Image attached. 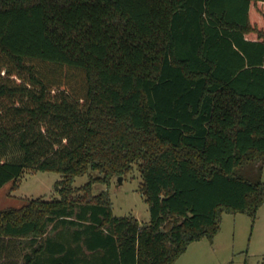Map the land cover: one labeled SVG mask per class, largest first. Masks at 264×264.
Here are the masks:
<instances>
[{
    "label": "trees",
    "instance_id": "16d2710c",
    "mask_svg": "<svg viewBox=\"0 0 264 264\" xmlns=\"http://www.w3.org/2000/svg\"><path fill=\"white\" fill-rule=\"evenodd\" d=\"M135 165L146 225L93 194ZM250 165L264 0H0V190L62 175L59 198L0 211V264H176L225 214L256 220L264 182L236 173Z\"/></svg>",
    "mask_w": 264,
    "mask_h": 264
},
{
    "label": "rangeland",
    "instance_id": "374dc122",
    "mask_svg": "<svg viewBox=\"0 0 264 264\" xmlns=\"http://www.w3.org/2000/svg\"><path fill=\"white\" fill-rule=\"evenodd\" d=\"M236 173L264 182V165L260 171L250 165L237 169ZM90 175L95 178L101 176L98 172ZM90 175L76 178L74 187L86 185ZM119 178H122L121 184ZM61 180L62 175L58 173L26 171L18 182L9 183L0 191V211L20 208L30 199L59 198L55 187ZM142 183L140 170L135 165L126 175L112 178L109 184L96 183L93 194L108 192L116 216L132 215L146 225L151 215L141 193ZM176 264H264V206L256 220L245 214H225L221 231L214 242L204 240L193 243Z\"/></svg>",
    "mask_w": 264,
    "mask_h": 264
},
{
    "label": "water",
    "instance_id": "95a60500",
    "mask_svg": "<svg viewBox=\"0 0 264 264\" xmlns=\"http://www.w3.org/2000/svg\"><path fill=\"white\" fill-rule=\"evenodd\" d=\"M119 183H120V184L122 183V178H119Z\"/></svg>",
    "mask_w": 264,
    "mask_h": 264
},
{
    "label": "crops",
    "instance_id": "0c3cea01",
    "mask_svg": "<svg viewBox=\"0 0 264 264\" xmlns=\"http://www.w3.org/2000/svg\"><path fill=\"white\" fill-rule=\"evenodd\" d=\"M3 189H4V188H3ZM1 190H2V189H1ZM1 190H0V191H1Z\"/></svg>",
    "mask_w": 264,
    "mask_h": 264
}]
</instances>
